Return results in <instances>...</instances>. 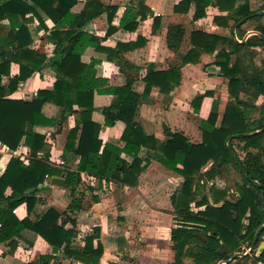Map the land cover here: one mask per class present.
<instances>
[{
	"label": "trees",
	"instance_id": "trees-1",
	"mask_svg": "<svg viewBox=\"0 0 264 264\" xmlns=\"http://www.w3.org/2000/svg\"><path fill=\"white\" fill-rule=\"evenodd\" d=\"M78 1L0 0V23L5 20L9 23L6 32L0 29V142L13 152L20 145L29 150L27 164L13 156L0 176V244L8 243L12 251L17 247L21 234L31 231L52 247L53 254L63 249L64 255L73 257L81 264H99L103 254L99 229L85 237L82 248H72L77 236L75 217L87 207L83 205L85 191L80 189V175L87 174L99 182H113L123 187L135 188L139 175L149 164L145 160L142 165L143 160L138 156L141 148H145L148 152H154L155 160L166 169L183 177L179 203L177 204L174 194L173 206L184 216V222L202 226L199 230L185 223L171 230L174 253L171 264H225L235 253L242 252L241 241H252L264 222L261 198V194H264V103L259 107L255 105L260 96L264 97V71L253 63L256 52L252 50L264 48V16L258 15V12L264 10V6L253 12L250 11L248 0L236 9L239 0H182L174 8L175 13L186 14L193 5L194 19L197 20L205 16L209 6L215 4L221 12H227L224 17L214 18L215 23H221L219 19L225 23L232 19L237 25L245 20L244 24L253 23V30L260 34L250 37L244 44H238L232 32L230 38L193 32L190 41L194 49L182 62L166 71L148 69L143 78L146 84L143 95H148L153 88L168 95L180 84L181 66L195 62L193 57L198 56L197 50L212 55L220 46L221 50L215 56V65L220 68L221 76L228 80L229 102L220 125L217 126V103L211 101L210 105H203L205 100L213 98V93L207 91L193 99L191 107L201 119L202 133V142L195 145L183 134L172 133L166 128L165 142L145 135L135 120L139 113L140 96L132 90L134 79L127 77L123 87H109L106 80L96 77L94 64L81 63L80 58L88 48L106 51L109 56L114 54L113 51L103 49L100 40L87 33L85 28L103 14L107 15L108 22L111 23L116 8L98 0H85L84 9L78 14L72 13V8ZM37 10L42 11L54 23V29L47 37L55 46L49 59L30 49L32 38L26 27L30 19L26 16L30 14L39 18ZM149 12L144 0H133L121 19V28L134 32ZM158 21H155V25ZM238 28L237 33L241 31ZM243 33L241 31L237 35L241 37ZM184 35L181 25L169 26L167 47L174 52L178 51ZM126 46L128 45H118L117 49L120 51ZM233 57L235 60L232 63ZM245 58L249 60V64ZM13 63L19 65L20 72L17 77L9 78ZM46 64L55 67L61 75L54 84L53 91H40L31 101L5 98L6 94L16 90L20 82L27 80ZM4 77L9 78L6 85H2ZM94 94L114 96V102L102 109L101 113L105 118V127H114L117 123L125 126L119 140L123 146L111 143L103 146L98 139L101 126L91 120ZM48 102H53L60 108L58 119L43 116L42 107ZM73 106H77L76 111ZM70 115L77 117L76 126L68 135L62 157L65 164L78 160L75 171L66 166L64 169L52 167L49 164V147L45 138L34 131L37 126L61 128ZM228 137H231L229 149L225 144ZM123 156L132 157V161L127 162ZM209 162H212L211 168L202 173ZM178 165L182 168H178ZM229 165L233 166L243 181V186L238 187L239 202L232 205L224 201L223 207L217 209L209 205L205 194L196 202V206L205 205L206 209L197 213L190 211V203L200 195V190L204 191L207 183L214 181L221 175L222 169ZM55 176L65 180L69 204L63 212L48 208L37 214L35 209L40 202L38 195L43 190V184ZM195 184L197 187L194 190ZM212 190L213 188L210 189ZM92 200L98 202L96 197ZM22 205L26 207L27 216L20 220L12 211ZM248 210L249 225L244 236L241 235L242 219ZM208 232L217 233L219 238L214 234L207 235ZM53 254L40 256L32 264H50L55 258ZM247 260L248 257L235 258L234 262L226 264H247ZM260 260L261 258L256 259L257 262Z\"/></svg>",
	"mask_w": 264,
	"mask_h": 264
},
{
	"label": "crops",
	"instance_id": "crops-1",
	"mask_svg": "<svg viewBox=\"0 0 264 264\" xmlns=\"http://www.w3.org/2000/svg\"><path fill=\"white\" fill-rule=\"evenodd\" d=\"M98 1L104 5L115 7V15L109 23L107 15L103 14L88 24L85 31L98 38L103 49L113 51L114 54L109 56L106 51L100 52L88 48L80 58L81 63L84 65L94 64L96 77L106 80L109 87H123L127 77L134 79L132 90L140 96L139 113L135 120L145 135L154 136L160 142H165L167 137L164 134V129L166 128L172 133L183 134L192 144H200L202 142L201 119L193 112L191 107L193 99L207 91L213 93V98L209 101L205 100L203 105L207 106L208 103L210 105L211 101L217 103L219 114L217 126L220 125L222 115L229 102L228 80L221 76L220 68L215 65V56L221 50L220 46L212 55L197 50L198 56L193 57L195 62L181 66L180 84L168 95L153 88L148 95L144 96L146 84L143 78L150 68L155 71H166L171 66L182 62L194 49L190 41L191 33L201 32L222 38H230L234 33V40L238 44H244L250 37L260 35L253 30V23L244 24L245 20H241L235 25L232 19H228L226 23L219 19L221 23H215L214 18L227 15V12H221L215 4L206 9L204 17L196 20L194 19L195 8L193 5L186 14L175 13V6L182 0H144V5L150 12L147 13L144 20L139 22L134 32H129L121 28L120 22L133 0ZM244 1L239 0L235 9ZM248 1L250 11L253 12L264 6H256L259 0ZM85 3V0H79L72 8V13H80L84 9ZM37 13L39 18L30 14L26 16L27 19H30L26 24L32 38L30 49L38 51L49 59L54 53L55 46L54 42L48 40L47 37L54 29V23L42 11L37 10ZM157 20H159L158 24L155 25ZM171 25H181L185 31L183 42L176 52L170 50L166 43L167 31ZM238 27L244 32L241 37L238 36L241 31L237 33ZM0 29L6 32L9 29L8 21L1 22ZM118 45L128 46L118 51ZM227 50H229L228 47ZM252 50L256 52L253 63L264 71V48L257 47ZM245 59L249 64V60ZM234 60L235 57L232 58V63ZM19 72V65L11 64L9 78L17 77ZM59 77L61 75L57 69L46 64L27 80L20 82L16 90L6 94L5 98L31 101L37 97V93L40 91H53L54 84ZM9 78H2V85L8 84ZM114 100V96L110 94H94L93 98L94 110L91 113V120L101 126L98 139L103 146L109 143L123 146L119 140L125 126L122 123H117L114 127H105V118L101 113V110L108 108ZM263 103L264 97L260 96L255 105L259 107ZM73 110L76 111L77 106H73ZM41 112L45 118L58 119L60 108L55 103L48 102L43 105ZM76 120L75 115H70L63 122L61 128L54 126L34 128L37 134L45 138L49 147V164L56 169H64L66 166L70 167L71 171L76 170L78 160H72L65 164L62 157L68 135L74 130ZM16 152L23 156L24 159L21 161L27 164L29 150L20 145ZM138 156L143 160L142 165L145 160H148L149 164L139 175L135 188L123 187L113 182H99L87 174L80 175L82 180L80 189L85 191L83 205L87 207L75 217L77 236L73 240L72 248H82L85 237L91 235L95 229H99V242L103 247L99 264H171L174 260L171 230L185 223L199 230L202 228L197 224L184 222V216L179 214L173 206L172 197L174 194H176L177 204L179 203L181 196L179 191L184 183L183 177L166 169L155 160L154 152H148L147 149L141 148ZM123 159L129 163L132 161L130 156H123ZM9 160L10 157H4L1 160V175ZM60 161L64 162L63 166L59 165ZM211 166L212 162H209L202 169V173L208 171ZM178 168L182 167L178 165ZM50 181L51 178L43 184V190L38 195L40 202L35 209L37 214L45 212L48 208L63 212L69 204L68 190L65 187L51 185ZM240 186H243L241 176L232 165L225 166L220 176L214 181L208 182L204 191L200 190V195H197L194 202L190 203V211L197 213L206 209L205 205L196 206V202H199L205 194L209 205L214 208L223 207L224 201L235 205L240 200V190L238 189ZM196 187L195 184L193 189L195 190ZM211 188H213L212 191H210ZM93 197H96L98 202H93ZM16 215L20 220L27 216L25 205L18 208ZM233 216H236L235 212ZM249 216L250 210L242 219L241 235L245 236L248 231ZM68 227L69 225L66 226V228ZM211 234L219 238L215 232L207 233L209 236ZM251 242L245 239L241 241L242 252L240 254L242 256L237 258L248 257L247 264H263L264 255L263 249L260 247V240L249 252ZM96 245L97 240L94 241V247ZM52 254V247L31 231H24L21 234L17 247L12 251L8 243L0 244V264H32L40 256ZM236 254L238 253L234 255ZM53 255L55 258L50 264H81L73 257L64 255L63 249ZM259 258L261 260L257 262L256 259Z\"/></svg>",
	"mask_w": 264,
	"mask_h": 264
},
{
	"label": "water",
	"instance_id": "water-1",
	"mask_svg": "<svg viewBox=\"0 0 264 264\" xmlns=\"http://www.w3.org/2000/svg\"><path fill=\"white\" fill-rule=\"evenodd\" d=\"M258 15L259 16H263L264 15V10L260 11L258 13ZM230 139H231V137H228L226 142H225L227 149H229L228 148V142H229ZM263 164H264V160H263ZM241 172H242V170H241ZM50 183H51V185H54V186H57V187H65V180L62 177H52ZM254 184L257 187H259L258 183L254 182ZM261 195H262V201H263V206H264V194H261ZM263 229H264V223L257 230V232L255 233V235H254V237L252 239V242L250 244L249 252H251L254 249V247L257 245V243L259 242L260 236H261V234L263 232ZM260 247L263 249L264 245L261 243ZM241 256H242V254L238 253V254L234 255L233 257H231L227 262H225V264L226 263H231L235 258L241 257Z\"/></svg>",
	"mask_w": 264,
	"mask_h": 264
},
{
	"label": "built area",
	"instance_id": "built-area-1",
	"mask_svg": "<svg viewBox=\"0 0 264 264\" xmlns=\"http://www.w3.org/2000/svg\"><path fill=\"white\" fill-rule=\"evenodd\" d=\"M13 156H16V157H19L20 160L24 159L23 156H20L17 154V152H13L9 149V147L3 145L1 142H0V162L1 160H3L4 157H10L12 158ZM59 165L60 166H63L64 165V162L63 161H60L59 162ZM2 173V169H0V175ZM13 214H17L18 213V208H16L15 210L12 211ZM260 243H262L264 245V229H263V232L260 236ZM263 255H264V247H263ZM264 264V263H263Z\"/></svg>",
	"mask_w": 264,
	"mask_h": 264
},
{
	"label": "rangeland",
	"instance_id": "rangeland-1",
	"mask_svg": "<svg viewBox=\"0 0 264 264\" xmlns=\"http://www.w3.org/2000/svg\"><path fill=\"white\" fill-rule=\"evenodd\" d=\"M261 5H264V0H259L256 6L260 7Z\"/></svg>",
	"mask_w": 264,
	"mask_h": 264
}]
</instances>
